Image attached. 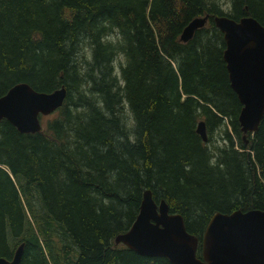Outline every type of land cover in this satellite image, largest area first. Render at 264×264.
Returning <instances> with one entry per match:
<instances>
[{"label":"trees","instance_id":"obj_1","mask_svg":"<svg viewBox=\"0 0 264 264\" xmlns=\"http://www.w3.org/2000/svg\"><path fill=\"white\" fill-rule=\"evenodd\" d=\"M226 4L0 0V96L19 82L68 89L41 132L0 122V256L11 258L25 243L20 264H172L115 241L134 223L147 189L184 216L201 240L199 257L216 212L264 210V119L246 144L243 105L214 22L254 16L264 25V0ZM208 14L207 25L181 42L186 25ZM82 43L90 64L76 59ZM201 120L208 142L219 130L222 145L203 141Z\"/></svg>","mask_w":264,"mask_h":264},{"label":"water","instance_id":"obj_2","mask_svg":"<svg viewBox=\"0 0 264 264\" xmlns=\"http://www.w3.org/2000/svg\"><path fill=\"white\" fill-rule=\"evenodd\" d=\"M209 18V14L193 18L180 41H191ZM214 22L224 33V60L231 86L243 105L239 119L248 144V134L255 133L264 119V25L254 16L237 20L217 15ZM67 96L65 85L46 92L27 82L16 83L0 97V121L7 119L21 133L41 132L42 116L61 108ZM197 133L204 142L209 141L205 120L198 122ZM115 241L143 256L166 257L172 264H264V210L216 212L202 237L199 257L200 238L187 229L184 216L172 213L165 199L156 201L147 189L134 223ZM25 245L21 243L11 258L0 256V264H20Z\"/></svg>","mask_w":264,"mask_h":264},{"label":"rangeland","instance_id":"obj_3","mask_svg":"<svg viewBox=\"0 0 264 264\" xmlns=\"http://www.w3.org/2000/svg\"><path fill=\"white\" fill-rule=\"evenodd\" d=\"M219 2L223 5V7L226 9V10H228V8H229V6H228V4H226V2H227V0H219ZM80 46V49H78V51H76V59L78 60V61H80L81 60V62H83V63H86L87 61H88V63L89 62H91V53H90V50L88 49L89 47L85 44V43H82V44H80L79 45ZM86 59V60H85ZM90 60V61H89ZM124 60V58L122 57V56H119L118 57V61H117V69H116V73H117V75L119 76V77H121V69H120V62L121 61H123ZM82 64V63H81ZM79 65L80 67L82 66V65ZM90 64V63H89ZM85 65H87V66H89L88 64H85ZM75 94H76V92H75ZM50 118V115H48V116H44L43 118H42V122H43V125L45 126L46 125V122H47V120ZM122 118L125 120V122H127V126L128 127H132V125H133V121H134V119H133V117H132V113L130 112V110H128V109H125L124 110V112L122 113ZM217 131H219V130H217ZM216 131V133L214 134V136H213V138H212V141L211 142H206L208 145H210V147L211 148H215V147H217V146H219V145H222L223 144V141H222V139H221V137H220V135H219V132H217ZM2 167L4 168V169H6V170H8V168L6 167V166H4V165H2ZM10 172V171H9ZM11 178L13 179V183L16 185V187L19 189V185L17 184V182H16V179H15V177H14V175L13 174H11ZM2 194H3V192H1L0 191V201L1 200H4L3 199V196H2ZM5 194V193H4ZM19 196H21L22 197V199H20V197ZM18 200H22L24 203H25V206H26V208H27V211H28V214H30V209L28 208V206H27V202H26V199L23 197V194L20 192L19 193V195H18ZM11 242L13 241V239L12 240H10ZM16 244V245H15ZM14 245L15 246H17L18 244H17V242L15 243ZM14 246V247H15Z\"/></svg>","mask_w":264,"mask_h":264},{"label":"clouds","instance_id":"obj_4","mask_svg":"<svg viewBox=\"0 0 264 264\" xmlns=\"http://www.w3.org/2000/svg\"><path fill=\"white\" fill-rule=\"evenodd\" d=\"M112 40H118V37H110Z\"/></svg>","mask_w":264,"mask_h":264},{"label":"flooded vegetation","instance_id":"obj_5","mask_svg":"<svg viewBox=\"0 0 264 264\" xmlns=\"http://www.w3.org/2000/svg\"><path fill=\"white\" fill-rule=\"evenodd\" d=\"M0 97H1V96H0ZM3 120H6V119H3ZM3 120H1V121H3ZM1 121H0V122H1ZM20 244H21V243H20Z\"/></svg>","mask_w":264,"mask_h":264},{"label":"bare ground","instance_id":"obj_6","mask_svg":"<svg viewBox=\"0 0 264 264\" xmlns=\"http://www.w3.org/2000/svg\"><path fill=\"white\" fill-rule=\"evenodd\" d=\"M10 89H11V88H10ZM10 89H9V90H10ZM59 89H60V88H59ZM9 90H8V91H9ZM8 91H7V92H8ZM5 94H6V93H5Z\"/></svg>","mask_w":264,"mask_h":264}]
</instances>
